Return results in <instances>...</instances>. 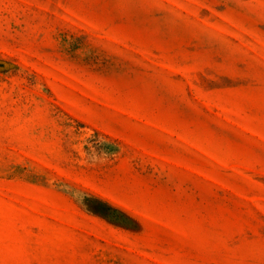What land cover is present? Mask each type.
Here are the masks:
<instances>
[{"label": "rangeland", "instance_id": "obj_1", "mask_svg": "<svg viewBox=\"0 0 264 264\" xmlns=\"http://www.w3.org/2000/svg\"><path fill=\"white\" fill-rule=\"evenodd\" d=\"M0 264H264V0H0Z\"/></svg>", "mask_w": 264, "mask_h": 264}]
</instances>
